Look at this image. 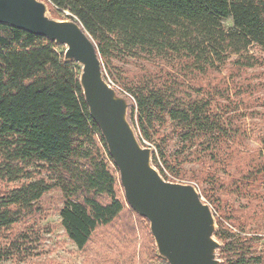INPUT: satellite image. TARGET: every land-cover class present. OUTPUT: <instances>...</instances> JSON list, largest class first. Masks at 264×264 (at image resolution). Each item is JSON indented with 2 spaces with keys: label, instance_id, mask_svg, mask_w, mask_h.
Returning <instances> with one entry per match:
<instances>
[{
  "label": "trees",
  "instance_id": "trees-1",
  "mask_svg": "<svg viewBox=\"0 0 264 264\" xmlns=\"http://www.w3.org/2000/svg\"><path fill=\"white\" fill-rule=\"evenodd\" d=\"M48 2L83 25L107 65L114 57H149L185 61L192 73L204 75L233 57L238 66L253 68L257 62L249 51L264 50V0ZM227 19L233 28L224 27ZM57 49L44 37L0 25V183L17 184L0 196V235L33 215L38 203L58 189L64 197L62 227L85 251L96 231L114 223L125 206L117 195L119 172L85 103L81 72ZM129 93L136 102L132 120L137 108V123L148 140L157 117H168L184 140H202L213 150L227 134L202 92L182 101L167 89L139 84ZM225 264L264 263L241 256Z\"/></svg>",
  "mask_w": 264,
  "mask_h": 264
},
{
  "label": "rangeland",
  "instance_id": "rangeland-1",
  "mask_svg": "<svg viewBox=\"0 0 264 264\" xmlns=\"http://www.w3.org/2000/svg\"><path fill=\"white\" fill-rule=\"evenodd\" d=\"M40 1L48 5L51 18L67 20L69 13L58 12L48 0ZM223 23L226 29L234 27L232 19ZM66 49L58 46L57 51L65 54ZM248 56L256 60L255 67H240L238 57H233L204 75L192 73L185 61L114 57L107 65L102 59L107 80L131 100L132 107L136 102L129 89L139 84L167 89L177 100L196 99L200 92L212 100V111L227 130L215 150L202 140H184L183 131L168 117L153 121L148 140L137 123V108L135 121L132 108L130 116L139 139L153 150V165L162 177L171 183L193 185L212 208L216 238L221 248L227 246L226 252H218L222 264L241 256L261 258L264 263V50L255 47ZM74 64L82 73V67ZM115 175L119 179V173ZM15 187L17 184L1 182L0 196ZM117 195L124 212L111 225L99 228L86 250L80 251L61 224L63 194L52 190L33 215L2 232L0 264H167L157 258L149 222L127 205L120 182ZM6 252L16 255L9 257Z\"/></svg>",
  "mask_w": 264,
  "mask_h": 264
},
{
  "label": "water",
  "instance_id": "water-1",
  "mask_svg": "<svg viewBox=\"0 0 264 264\" xmlns=\"http://www.w3.org/2000/svg\"><path fill=\"white\" fill-rule=\"evenodd\" d=\"M0 25L65 46V62L82 67L80 85L119 172L128 205L150 224L157 253L167 264H222L215 214L193 185L166 181L153 165V150L131 121V100L109 82L98 46L83 25L48 15L40 0H0Z\"/></svg>",
  "mask_w": 264,
  "mask_h": 264
}]
</instances>
